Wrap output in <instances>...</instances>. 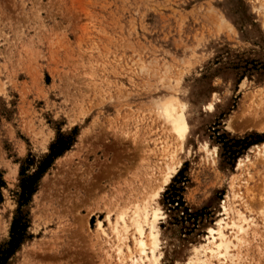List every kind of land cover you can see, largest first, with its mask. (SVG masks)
<instances>
[{
	"label": "rangeland",
	"instance_id": "374dc122",
	"mask_svg": "<svg viewBox=\"0 0 264 264\" xmlns=\"http://www.w3.org/2000/svg\"><path fill=\"white\" fill-rule=\"evenodd\" d=\"M75 126L7 264H126L107 220L153 206L157 264L209 263L227 205L255 222L242 264H264V0H0V247L21 161Z\"/></svg>",
	"mask_w": 264,
	"mask_h": 264
},
{
	"label": "bare ground",
	"instance_id": "6f19581e",
	"mask_svg": "<svg viewBox=\"0 0 264 264\" xmlns=\"http://www.w3.org/2000/svg\"><path fill=\"white\" fill-rule=\"evenodd\" d=\"M172 103V100L162 103L159 109L160 114L170 123L174 135L184 143L190 130L188 112L186 109H180V107ZM167 164L170 165L169 163ZM224 212L228 221L220 218L208 230L211 241L205 247V251L208 254L209 260L213 261L209 263L203 260L193 262L192 258H189L185 261L186 264L243 263L241 250L245 248L247 237L250 234L249 228L255 222L228 205L224 207ZM160 216L159 209L153 206L149 210H134L132 215H128V217L120 214L114 220H107L109 233L112 235L114 250L118 260L125 261L126 264H157L155 252L158 248V238L156 231ZM97 228L100 229L103 235L110 238L109 234L102 228L100 222H98ZM130 230L132 231V247L127 243ZM250 231H253V229ZM253 232L255 233V231Z\"/></svg>",
	"mask_w": 264,
	"mask_h": 264
},
{
	"label": "trees",
	"instance_id": "16d2710c",
	"mask_svg": "<svg viewBox=\"0 0 264 264\" xmlns=\"http://www.w3.org/2000/svg\"><path fill=\"white\" fill-rule=\"evenodd\" d=\"M76 132V126L68 133L58 131L55 140L49 146V151L43 154L41 159L35 161V159L31 157V154H29L27 158L21 161L19 180L20 190L17 199L18 207L12 220L10 239L4 247H0V264H7L8 258L16 251V249H18L25 236L28 212L23 209L22 206L30 201L31 196L37 189L39 180L50 167L53 160L69 149L73 144ZM32 165L35 166L33 171L26 173V170ZM2 185L3 180L0 175V187ZM170 202L173 203L174 201L171 200Z\"/></svg>",
	"mask_w": 264,
	"mask_h": 264
}]
</instances>
